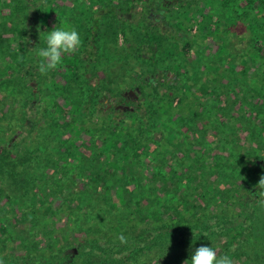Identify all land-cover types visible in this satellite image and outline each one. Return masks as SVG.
<instances>
[{"label":"trees","instance_id":"16d2710c","mask_svg":"<svg viewBox=\"0 0 264 264\" xmlns=\"http://www.w3.org/2000/svg\"><path fill=\"white\" fill-rule=\"evenodd\" d=\"M193 1L196 9L180 0L182 10L170 26L164 15L172 10L169 0H0V38L7 35L8 48L22 47L21 56L9 53L10 70L0 76V240L16 244L5 247L4 264H148L157 250L171 253L172 240L163 238L176 230L162 232L157 205L163 202L158 184L175 169L164 171L160 154L193 129L180 133L179 126L199 119L203 130L216 129L218 107L231 124L249 132L254 144L242 155L231 150L228 163L235 158L239 167L264 170V0ZM64 26L74 27L82 44L56 69L67 64L62 74L77 82L66 85L60 102L52 94L50 86L57 84L49 73L42 75L33 59L27 64L25 45L34 51L45 47L47 32ZM167 40L180 45L175 65L167 70L174 72L173 80L163 75L159 83L136 81L126 73L135 59L155 64ZM209 67L219 70L213 73ZM253 83L262 98L243 104L241 87ZM132 85L137 92L128 96ZM200 92L222 96L215 103L203 97L199 104ZM45 101L50 113L58 114L59 129L69 133L67 152L55 155L59 162L52 161L55 121L45 118L42 131L41 117L23 110L30 111L35 102L39 111ZM128 102L134 108H126ZM81 131L87 134L82 147L85 152L92 147L90 153H82L75 142V132ZM102 155L114 158L113 168L101 167ZM122 158L135 170L118 166ZM223 164L216 159L210 170L219 173ZM76 175L86 178L88 187L65 193L60 186ZM242 188L254 199L259 192L246 181ZM111 190L120 195V208L112 206ZM147 206L153 212L145 221ZM120 234L127 244L120 243Z\"/></svg>","mask_w":264,"mask_h":264},{"label":"rangeland","instance_id":"374dc122","mask_svg":"<svg viewBox=\"0 0 264 264\" xmlns=\"http://www.w3.org/2000/svg\"><path fill=\"white\" fill-rule=\"evenodd\" d=\"M169 1L172 4L170 7L172 10L164 12L165 23L173 26L175 24V16L182 9L178 7L180 0ZM189 4L194 6V8L196 6L193 0H189ZM132 24L135 25V22H132ZM193 32L194 31H192V33ZM3 37L4 38H0V76L10 70H8L11 64L10 52L12 55L13 52H16L17 56L22 55V51L19 50L22 47H17L14 44L12 47H6L5 45L8 43V37L7 35H3ZM23 38L24 39L21 41L25 43L27 37L24 36ZM2 39L3 41L1 42ZM30 39L33 42L32 44H35L36 40L34 36H30ZM120 40H122V36H120ZM25 47L26 53H24L25 60H28L27 64H29L30 61L32 62L33 59V64L38 65L39 59L37 56L35 58V51L31 48L29 50L26 45ZM212 47L214 46L212 45ZM179 48L180 45H178L176 41L167 40L161 45L155 64H152L145 58L135 59L126 67V73L131 72V74H133V80L136 81L141 79L144 81L154 79L155 82L158 81L159 83L164 77L173 80L174 72L167 70L168 67L175 65L173 59L179 51ZM68 56L69 55H66L65 57ZM66 65L67 64L61 66L62 71L50 70L48 77L49 79L52 78L57 84L55 87H50L52 94L59 96L57 100L60 102L62 101V91L66 85L71 86L77 83L76 79L71 77L70 74H62L64 72L63 68H65ZM209 69L211 72L215 73L219 70V67H209ZM222 73L224 75L225 71ZM78 81L79 83L82 82V80ZM214 84L217 85L219 82L217 81ZM224 84L226 85L227 82L224 81ZM134 87L135 86L132 85V89L127 88L126 94L137 92ZM161 87L162 85H159L160 89ZM255 90L256 87L254 83L242 86L238 100L243 102V104L244 102L246 104L259 101L262 95ZM138 94H140V92ZM220 96L222 95L211 96L209 93L200 92L197 99L199 104L203 103V97L215 103L220 100ZM2 97L3 95L0 92V100ZM46 104V101L43 102L40 105V110L35 111L38 104L33 102L31 103L32 107H30V111L26 110V107H23V110L26 111V113L30 112L32 118L38 115L41 117L42 131L47 128L46 122L44 121L45 118L55 121V133H51L52 135L50 134V137L55 140L52 161L59 162L60 157L55 155L60 152V156H62L64 152H67L65 149L69 145L67 137L69 133L68 129H59L60 123L54 117L58 116V114L50 113ZM134 104L128 102L126 107L134 108ZM8 105H12L13 107L15 103L9 102ZM20 110L22 109H19V111ZM216 110H219V113L215 115L216 123H214L213 127L216 129L203 130L205 127L200 123L199 119L193 123L184 125V127L179 126L178 132L180 133L184 132L188 126L193 129H190L184 139H179L178 143L167 148L164 151L165 154H160V157L163 156L162 161L165 162L163 170L169 171L170 168H174L175 170L167 182L158 184L160 186V188H158L163 194V202L157 205V212L164 220L165 227H163L162 232L169 231L170 228L176 230V232L174 233L175 235L173 234L174 238L173 235L171 237L168 233H165L163 238V241L166 237H168L170 241L172 240L170 246L173 247V251L168 253L161 249L160 253L158 250L153 252V255H151L152 259L148 264H183L185 260L190 259L192 251L201 245L215 247L218 255H229L234 261V264H264V204L260 203L261 199H264V197L257 194L255 199L254 197L250 198L247 192L242 188L243 182L246 181L251 184L253 192H256L258 181L261 175H264V170L250 165L246 166L247 168L244 166L239 167V160L235 158L231 159L233 163H228L231 157V150H238L242 155L248 150L251 151L254 144L250 139L248 131L241 129L243 127L237 123H230L231 121L228 120V115L223 113V110H225L223 107H218ZM67 111L68 108H66L65 112ZM36 112H38L37 115ZM66 118L70 120L67 115ZM210 124L211 126L213 125L212 123ZM229 130L233 132L232 136L229 135ZM174 133L176 132L174 131ZM220 134V139L213 138V135ZM75 137L77 145L82 147V144L87 138V134H84L82 131L75 132ZM237 145L239 147H237ZM92 151V147H89L86 152L83 147L81 149V152L84 154ZM172 153L177 157L174 158ZM262 153L261 156L264 155ZM20 154L21 151L18 148V155ZM113 159L114 158L108 159L105 155H102L100 161L101 167L106 165L113 168ZM216 159L222 160L224 163L222 167H220L219 173L210 170ZM119 161L118 166L122 164V168L125 171L130 172L135 170L129 159L122 158ZM191 163H195V166H192ZM140 169L141 168H138L136 170L140 171ZM50 170L52 171V169ZM57 175L59 176L60 173H57ZM58 176H56V178ZM71 179V181H67L65 186H60L67 194L88 187L86 178L76 175ZM111 194L112 206L114 208H120L122 204L120 195H118L116 190H111ZM31 201L34 203L35 201L38 202V198H33ZM152 212L153 210L147 206L144 213L145 221L150 218ZM214 228L218 229V231H214ZM233 245L236 246L234 250ZM15 246L16 244L14 243L12 244L9 243V241H5L4 244V242L0 240V258L3 259L5 256L6 248H13ZM64 256L65 255L61 257ZM162 256H165L167 260L163 259ZM8 260L11 262L14 259L9 258ZM15 262L18 261L16 260Z\"/></svg>","mask_w":264,"mask_h":264},{"label":"clouds","instance_id":"9594fccd","mask_svg":"<svg viewBox=\"0 0 264 264\" xmlns=\"http://www.w3.org/2000/svg\"><path fill=\"white\" fill-rule=\"evenodd\" d=\"M46 46L35 49L36 56L39 58L38 71L42 75H47L50 70H56L63 62L66 55L75 54L82 44L81 36L74 27L64 26L55 27L47 32L44 37ZM258 194L264 197V175H261L258 185ZM261 204H264V199H261ZM218 231V229H213ZM121 244H127L128 239L120 234L117 237ZM233 245V250L235 249ZM0 264H4L0 258ZM183 264H234L232 258L227 255H218L217 249L213 246L201 245L195 248L190 259L185 260Z\"/></svg>","mask_w":264,"mask_h":264},{"label":"flooded vegetation","instance_id":"af4514ba","mask_svg":"<svg viewBox=\"0 0 264 264\" xmlns=\"http://www.w3.org/2000/svg\"><path fill=\"white\" fill-rule=\"evenodd\" d=\"M152 17H153V16H152ZM84 22H86V21H84ZM130 93H131V92H130ZM128 96H129V94H128ZM135 98H136V97L133 96V99H135ZM118 107H119V106H118ZM126 108H127V107H126Z\"/></svg>","mask_w":264,"mask_h":264}]
</instances>
